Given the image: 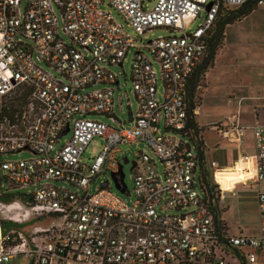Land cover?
Here are the masks:
<instances>
[{"label": "built area", "instance_id": "1", "mask_svg": "<svg viewBox=\"0 0 264 264\" xmlns=\"http://www.w3.org/2000/svg\"><path fill=\"white\" fill-rule=\"evenodd\" d=\"M247 1L154 0L148 7L143 0H0V264L15 256L27 264H264V189L256 191L257 232L231 233L199 185L197 152L185 129L187 80L216 16ZM154 28L169 35L142 41ZM130 53V74L121 75L130 79L136 110L126 125L113 111L119 80L111 68ZM66 128L70 138L59 145ZM251 128L258 186L264 124ZM217 129L230 137L229 129ZM95 137L102 145L85 160ZM138 143L145 149L132 161V193L126 185L121 192L131 198L115 193L109 179L92 191L100 174L114 173L120 182L119 146ZM21 150L33 155L3 158ZM209 166L214 170L215 162ZM212 178L218 206L225 191ZM4 196L23 203H5ZM33 214L56 220L28 237L3 233V221L22 223Z\"/></svg>", "mask_w": 264, "mask_h": 264}, {"label": "rangeland", "instance_id": "2", "mask_svg": "<svg viewBox=\"0 0 264 264\" xmlns=\"http://www.w3.org/2000/svg\"><path fill=\"white\" fill-rule=\"evenodd\" d=\"M154 2V0H143V3L145 5H147L148 7L151 6V4ZM104 9L110 10L114 19L116 21H119L121 23H124L122 17L120 15H118V13L112 9L109 6L104 5L103 6ZM204 16V11L201 12L200 17H198L191 25H190V29H194L201 21L202 18ZM256 16H257V20L253 23H243L241 25L242 29L241 31L236 30L237 28H233L232 30L229 31V33H264V5L260 6L258 12H256ZM251 22V21H250ZM253 25V26H252ZM126 31L131 32V30L129 28H127L125 26ZM169 32L166 29L163 28H154L151 31H147L145 33L144 36H142V41H147L148 39H154L157 37H164V36H168ZM244 39L247 38L245 35H243ZM139 40V39H138ZM130 62H131V53L128 54V56L126 57V60L123 62L122 67H112L111 70L116 73V75L118 76V80H119V87L115 88L114 91V108L113 111L116 115V117L119 120H125L126 121V125L128 117H129V112L131 111L132 113L135 112L136 110V101L135 98L133 97V95L131 94V83H130V79L129 78H124L121 75V72L124 71V73L129 76L130 74ZM154 67L157 68V64L154 63ZM229 78V77H227ZM228 83V82H227ZM161 90V85L159 86V91ZM234 94H235V99L237 105H235L234 109L236 110V114L237 111H239V109L241 108V106L239 105L240 102L242 100H244L245 98L242 96L244 93L242 90H234ZM126 95H128L129 98H126ZM198 97L200 98L199 93L197 92ZM245 96V95H244ZM122 98V109L119 108V98ZM127 101H129L130 106L128 108L127 106ZM200 102V99L198 101V104ZM243 107V106H242ZM197 108V106L195 107ZM259 105H256L253 107L252 110V118L255 119L254 123L256 122H260L259 121V117L260 115L263 116L262 118H264V107L261 108ZM210 117V120H215V115L213 114H209L208 115ZM92 119H100L104 122H108L109 124H111L112 126H116V123L107 121L104 117H101L99 115H93L91 116ZM227 120H229L227 118ZM237 119H236V123H237ZM238 124V123H237ZM252 124V125H253ZM238 135H239V139L240 142H236L238 136L235 137L234 136H230L227 139L232 141H235L234 143H230L226 142V140H224L223 142H220V138L219 136L212 131L210 128L208 129L207 132V136H206V140L210 145H214L216 143L218 144V147L213 151V158L216 159H227L231 156L232 151L236 148V150L239 152L241 149H244L247 154H252L253 153V149L251 147V142H252V138H251V130H249L248 128L244 130V135L246 136V142L243 140L244 138L241 137V128L244 127V125H240L238 124ZM220 127V126H219ZM246 127V126H245ZM235 131H231L229 132V135L234 134ZM70 138V132L66 133V135H64L61 140L59 145L63 144L64 141L68 140ZM219 140V141H218ZM241 140L243 141V146H241ZM245 142V144H244ZM58 145V146H59ZM102 145V141L101 139L95 137L91 143L89 144V146L87 147L86 150V154L84 156V159L86 160L88 157H90L91 155L95 154L98 152L99 148ZM212 149V146H210ZM120 151L122 153L121 157L119 158L120 163L122 164V169H123V173H124V183L126 185V188L128 190L129 193H132V189H133V179H132V170H131V165H132V161L135 158V153L136 151L139 150H143L145 149V146L143 143H138V144H131V145H120L119 146ZM146 152L148 154L151 155V152L149 151L148 148H146ZM33 155L32 152L28 151V150H21L17 153L14 154H7L5 156H3V158L8 159V160H19V159H26L29 158ZM242 156L240 157V155H237L236 157L234 156L235 160L230 164V168L228 169H214L212 171V174H215L216 176H218V174L220 173H230V174H234L236 171V166L238 164H245L247 165V167H244L243 169H241L240 171V175L244 176V179H246L245 181L247 182H242L240 184H238L236 186V188H234L232 191H227L226 195L224 193V198L221 202L218 203V209L221 212H223L224 210L227 209V214H226V218H227V222L228 225L230 227V231L231 232H235L237 231L238 228L243 229L244 231L247 232H252L255 229L256 226V221H257V212H256V200L254 197V188L251 185L252 183V159L250 158V156ZM123 156H126L128 161L127 162H123ZM252 156V155H251ZM229 160V159H228ZM227 160V161H228ZM250 164V168L248 167V165ZM158 166V170H161V165L157 164ZM217 171V172H216ZM216 172V173H215ZM250 173V175H249ZM109 179V185L112 188V190L117 193L118 195L129 199L131 198L130 195L127 194H122L120 191H118L115 187H114V183L111 179V176L109 173L107 174H100L98 175L91 183V190L95 191L97 189V187L99 186L100 182L103 180H107ZM225 190L227 189H232L234 187V185L236 183H238V181L241 180H230V179H225L223 177H221V179L216 178L215 179ZM251 182V183H250ZM57 186H61L62 183L57 182L56 183ZM34 187H30L29 190H32ZM262 188H264V186H262ZM199 189V187H198ZM28 191V189H17L15 192L16 193H26ZM21 198V195H20ZM13 200H17L19 201L21 204L23 203L22 199H18L17 197H7L4 196L3 197V201L5 203L11 202ZM221 205V206H220ZM222 205H225V207H222ZM222 207V208H220ZM56 219L52 216H38V214L34 215L30 218H28L27 220H25L22 223H14V222H9V221H4L3 222V231L4 233H6V231L8 230H15L18 232H21L24 236L28 237L31 230L33 229V227L35 226H40V227H46L48 225H50L52 222H54ZM226 260H229V257L226 258ZM8 264H27V260L23 257V256H15L14 258H12L10 260V262Z\"/></svg>", "mask_w": 264, "mask_h": 264}, {"label": "crops", "instance_id": "3", "mask_svg": "<svg viewBox=\"0 0 264 264\" xmlns=\"http://www.w3.org/2000/svg\"><path fill=\"white\" fill-rule=\"evenodd\" d=\"M262 5L256 4L255 8L252 9L246 16L233 23L225 25L222 46L217 50L214 56L213 65L206 70L203 75V79L197 88L200 95V102L197 105L195 112L196 121L198 125L202 127L201 138L205 146V159L208 163L215 162L213 169H228L230 168V164L235 160L234 156L236 157L237 155H240V157H242L249 155H246L244 149H241L238 152L235 148L232 151L231 156L227 159L213 158V151L218 147L219 143L210 145L207 142L206 136L208 129L210 128L219 136L220 142H223L224 140L229 142L230 140L222 137L217 129V127L220 126L222 128L229 129V132L233 130L235 131V129L230 126L227 118L233 119L235 121L234 123H236L237 119L238 124L244 125V127L241 128V137L244 138L243 140L245 142L246 136L244 135V130L247 128L251 130V147L254 152V139L251 125L254 123L255 119L252 118V110L256 105H259L261 108L264 107V33H229V31L233 28H237L236 30L241 31L242 29L240 28L243 23L250 24L255 22L257 20L256 12H258L260 6ZM236 8L238 7L232 9ZM243 35L247 38L244 39ZM234 90H242L244 93L242 96L245 98L240 102L239 105L241 108L237 111V114L235 113L236 110L234 107L238 102H236ZM209 114L215 115V120H210V117L208 116ZM262 117L263 116L260 115V122L257 123L264 124V118ZM235 134L236 136L238 135L237 131H235L232 135L230 134V136L235 137ZM239 138L240 137L238 135L236 141L237 143L240 142ZM234 142L235 141H232L231 143ZM240 144L243 146L242 140ZM210 146H212V149ZM215 177L217 178L216 175ZM245 180L246 179H242L241 181H238L232 189L225 190L222 186L221 187L225 191L224 193L226 195L227 191H232L238 184L247 182ZM251 185L254 188V197L256 200V191L258 187L260 189H264L262 188L264 184H259L257 186L252 182ZM222 207H225V205H222ZM256 212L257 221L255 229L252 232H247L240 228H238L235 232H231L226 218L227 209L221 212L220 218L231 233L241 232L244 234H255L257 232L258 223L257 202Z\"/></svg>", "mask_w": 264, "mask_h": 264}, {"label": "trees", "instance_id": "4", "mask_svg": "<svg viewBox=\"0 0 264 264\" xmlns=\"http://www.w3.org/2000/svg\"><path fill=\"white\" fill-rule=\"evenodd\" d=\"M257 0H249L236 9L221 7L213 27L209 31L206 39V51L204 56L197 61L192 68L188 80H187V94H186V127L188 131L189 140L195 145L197 152V178L199 185L202 188L204 186L206 195L209 198V202L213 204L215 209V216H221V213L217 206V194L215 191V184L212 178V168L205 159V146L201 138L202 127H200L196 121V114L193 112L198 105L199 97L197 95L198 86L200 85L203 75L206 70L213 65L214 56L217 50L223 43L224 27L227 24L233 23L244 16H246L252 9L255 8Z\"/></svg>", "mask_w": 264, "mask_h": 264}, {"label": "water", "instance_id": "5", "mask_svg": "<svg viewBox=\"0 0 264 264\" xmlns=\"http://www.w3.org/2000/svg\"><path fill=\"white\" fill-rule=\"evenodd\" d=\"M211 6V2L208 3L205 7L206 10H208ZM67 132V128L65 129V131L63 132L66 133ZM123 162H127V159H124ZM122 164L119 165V174H120V182L117 181L116 177H115V174L112 173L111 174V178L113 180V183H114V187L119 190L120 192H123V188L125 186V183H124V173H123V169H122ZM120 183L122 184V186L120 185ZM103 184H106V181L103 183Z\"/></svg>", "mask_w": 264, "mask_h": 264}, {"label": "clouds", "instance_id": "6", "mask_svg": "<svg viewBox=\"0 0 264 264\" xmlns=\"http://www.w3.org/2000/svg\"><path fill=\"white\" fill-rule=\"evenodd\" d=\"M244 167H247V165H245V164H243V163L238 164V165L236 166V171H235V173L232 174L231 177L228 178V179H230V180H242V179H244V177L241 178V175H240V171H241V169H243Z\"/></svg>", "mask_w": 264, "mask_h": 264}, {"label": "snow or ice", "instance_id": "7", "mask_svg": "<svg viewBox=\"0 0 264 264\" xmlns=\"http://www.w3.org/2000/svg\"><path fill=\"white\" fill-rule=\"evenodd\" d=\"M248 167L250 168V164L248 165ZM231 175H232V174H230V173H220V174H218L217 178H218V179H221V177H223V178H225V179H228V178L231 177ZM249 175H250V173H249ZM243 177H244V176L241 175V178H243Z\"/></svg>", "mask_w": 264, "mask_h": 264}]
</instances>
